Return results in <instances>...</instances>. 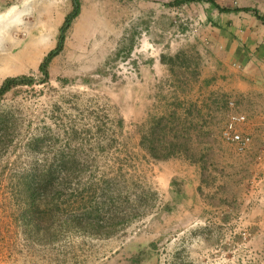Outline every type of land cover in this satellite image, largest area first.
<instances>
[{
  "label": "rangeland",
  "instance_id": "1",
  "mask_svg": "<svg viewBox=\"0 0 264 264\" xmlns=\"http://www.w3.org/2000/svg\"><path fill=\"white\" fill-rule=\"evenodd\" d=\"M80 1L45 77L72 0H0V86L34 78L0 95V264H264L240 103L193 60L205 7Z\"/></svg>",
  "mask_w": 264,
  "mask_h": 264
},
{
  "label": "crops",
  "instance_id": "2",
  "mask_svg": "<svg viewBox=\"0 0 264 264\" xmlns=\"http://www.w3.org/2000/svg\"><path fill=\"white\" fill-rule=\"evenodd\" d=\"M215 1L231 10H248L220 12L206 0L197 1L205 7L206 21L196 38L197 47L201 48H197L199 54L193 60L198 67L212 69L213 76L209 78L226 88L222 97L228 95L240 103L239 112L248 120L244 133L251 136L243 156L246 163L252 164V173L264 179V22L254 11L264 16V0ZM263 217L262 214L261 236ZM248 218L251 221H245L246 227L254 223L252 215Z\"/></svg>",
  "mask_w": 264,
  "mask_h": 264
},
{
  "label": "trees",
  "instance_id": "3",
  "mask_svg": "<svg viewBox=\"0 0 264 264\" xmlns=\"http://www.w3.org/2000/svg\"><path fill=\"white\" fill-rule=\"evenodd\" d=\"M189 0H175L176 3H182ZM207 2L211 3L213 7L217 8L220 12H229V11H239V10H248L247 8H235L233 10L225 7H221L215 0H206ZM81 9V1L80 0H72V10L66 15L61 27H60V33L58 37V42L56 46L48 52V54L44 57L43 61L41 62L39 69L41 72L47 77L49 75V72L47 70V66L49 62L52 60L53 57H55L57 54L61 52L63 49L66 33L68 29L70 28L72 21L77 15L80 13ZM255 14L258 18L262 19L264 22V16L260 15L257 10H254ZM34 80L33 77L28 75H22L17 77H7L3 83L0 86V95L5 93L7 90L12 88L13 86L24 84L28 82H32ZM38 189L40 186H37ZM43 190V189H42Z\"/></svg>",
  "mask_w": 264,
  "mask_h": 264
},
{
  "label": "built area",
  "instance_id": "4",
  "mask_svg": "<svg viewBox=\"0 0 264 264\" xmlns=\"http://www.w3.org/2000/svg\"><path fill=\"white\" fill-rule=\"evenodd\" d=\"M246 121V115L240 112L231 113L225 127L222 130V136L227 142L235 143L240 150H246L251 142V136L241 132L238 126Z\"/></svg>",
  "mask_w": 264,
  "mask_h": 264
},
{
  "label": "bare ground",
  "instance_id": "5",
  "mask_svg": "<svg viewBox=\"0 0 264 264\" xmlns=\"http://www.w3.org/2000/svg\"><path fill=\"white\" fill-rule=\"evenodd\" d=\"M30 5V4H29ZM17 16V15H16ZM15 16V17H16ZM16 20V19H15ZM10 20H5L4 23H6V25H1L0 26V52L2 51L5 56L7 55L6 50L8 48H6L7 43L10 41V31L15 27L14 25H12V23H10ZM27 50V49H26ZM10 52V51H9ZM1 54V53H0ZM20 58V57H19ZM9 59V58H8ZM16 60V59H15Z\"/></svg>",
  "mask_w": 264,
  "mask_h": 264
}]
</instances>
